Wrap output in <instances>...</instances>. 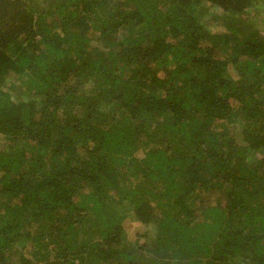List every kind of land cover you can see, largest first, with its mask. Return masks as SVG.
Here are the masks:
<instances>
[{"label":"trees","instance_id":"trees-1","mask_svg":"<svg viewBox=\"0 0 264 264\" xmlns=\"http://www.w3.org/2000/svg\"><path fill=\"white\" fill-rule=\"evenodd\" d=\"M257 6L0 0V264H264Z\"/></svg>","mask_w":264,"mask_h":264},{"label":"rangeland","instance_id":"rangeland-1","mask_svg":"<svg viewBox=\"0 0 264 264\" xmlns=\"http://www.w3.org/2000/svg\"><path fill=\"white\" fill-rule=\"evenodd\" d=\"M251 12L255 13L256 21L259 22V27L261 28L262 32H264V7L257 6V9L251 10ZM0 140H2V136L0 135ZM3 141V140H2ZM5 145V143L0 142V149ZM124 224H125V238L126 241H134L137 239L138 236L144 237L146 234L147 236L149 234H155L156 229L153 227L147 226L146 229L145 227L141 224L140 221H136L131 215H126V218L124 219ZM141 224V225H140ZM154 225V224H153Z\"/></svg>","mask_w":264,"mask_h":264}]
</instances>
